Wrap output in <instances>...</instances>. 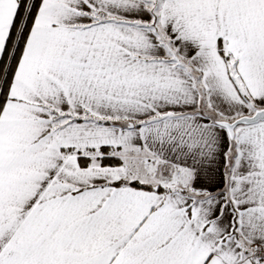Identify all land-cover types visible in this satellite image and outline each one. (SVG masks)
<instances>
[{"label": "snow or ice", "instance_id": "1", "mask_svg": "<svg viewBox=\"0 0 264 264\" xmlns=\"http://www.w3.org/2000/svg\"><path fill=\"white\" fill-rule=\"evenodd\" d=\"M0 264H264V0H0Z\"/></svg>", "mask_w": 264, "mask_h": 264}]
</instances>
